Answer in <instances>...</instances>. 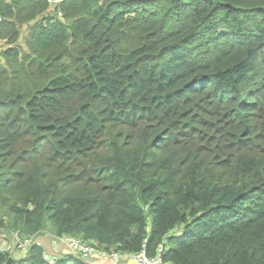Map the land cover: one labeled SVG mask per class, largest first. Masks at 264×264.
Returning a JSON list of instances; mask_svg holds the SVG:
<instances>
[{"label": "trees", "instance_id": "obj_1", "mask_svg": "<svg viewBox=\"0 0 264 264\" xmlns=\"http://www.w3.org/2000/svg\"><path fill=\"white\" fill-rule=\"evenodd\" d=\"M0 17L1 230L264 264V0H1Z\"/></svg>", "mask_w": 264, "mask_h": 264}, {"label": "built area", "instance_id": "obj_2", "mask_svg": "<svg viewBox=\"0 0 264 264\" xmlns=\"http://www.w3.org/2000/svg\"><path fill=\"white\" fill-rule=\"evenodd\" d=\"M1 1V0H0ZM10 1V0H8ZM52 3H57L60 0H49ZM0 17V21H1ZM1 233H7L2 238L0 234V253L12 252V251H27L30 247L38 245L42 246L43 242L40 236H28L22 233L20 230H1ZM63 244L70 245L74 252L79 253L85 258L91 259L96 257H105L110 259L112 264H125L123 261L129 260L134 264H165L162 258V251L156 257H149L145 250L138 253L121 252V251H107L102 248L85 243L83 240L75 236L58 237ZM46 259L54 264L58 258H56L52 253L45 252Z\"/></svg>", "mask_w": 264, "mask_h": 264}, {"label": "crops", "instance_id": "obj_3", "mask_svg": "<svg viewBox=\"0 0 264 264\" xmlns=\"http://www.w3.org/2000/svg\"><path fill=\"white\" fill-rule=\"evenodd\" d=\"M41 238H42L41 241L43 242L44 247H46L45 245H47L52 251H49L47 247H46V250L49 251L50 253H52L58 259L59 258H66L70 254H72V252L74 251L71 246H68L66 244H61L60 242H58L54 239H50L49 237L43 236ZM46 240H48L49 242ZM93 258H91V259H93ZM96 258H98V259H96ZM96 258H94V259H96L100 264H112V262L108 258H105V257H96ZM123 262L125 264H134L133 262H129V260H125Z\"/></svg>", "mask_w": 264, "mask_h": 264}, {"label": "rangeland", "instance_id": "obj_4", "mask_svg": "<svg viewBox=\"0 0 264 264\" xmlns=\"http://www.w3.org/2000/svg\"><path fill=\"white\" fill-rule=\"evenodd\" d=\"M62 0H60L59 2H57V3H54V4H58V3H60ZM4 218H5V216H3ZM7 227H9V226H7ZM7 227H4V228H2V230H9ZM55 237H56V234H54V233H52ZM53 236V237H54ZM46 237H49L50 239H53L52 238V236H50V235H47ZM46 241H48V240H46ZM56 241H59V240H56ZM49 242V241H48ZM48 244V243H47ZM66 245H68V244H66ZM47 248H48V250L49 251H52L47 245H45ZM68 246H70V245H68ZM70 248V247H69ZM74 252V251H73Z\"/></svg>", "mask_w": 264, "mask_h": 264}]
</instances>
